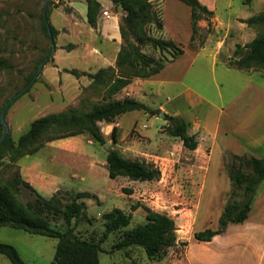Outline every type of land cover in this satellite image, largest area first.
Segmentation results:
<instances>
[{
  "label": "rangeland",
  "instance_id": "rangeland-1",
  "mask_svg": "<svg viewBox=\"0 0 264 264\" xmlns=\"http://www.w3.org/2000/svg\"><path fill=\"white\" fill-rule=\"evenodd\" d=\"M72 1L82 2L86 6L85 14L80 4L73 6ZM95 1L99 7L94 27L87 22L85 0L52 1L47 19L55 30L53 40L58 52L55 50L56 56L54 54L44 65L35 82L16 97L50 52L49 38L41 20L45 0H0V57L11 65L10 69L0 71V111L11 102L5 110L8 136L16 143L38 118L71 109L90 110L95 105L127 98L185 121L189 134L200 144L198 152L186 149L179 139L169 136L168 120L135 111L123 118L122 131L116 133V143L111 140V131L121 116L111 123H98L109 144L108 150L88 134L53 141L46 143L36 154L24 156L14 163L10 161V155L1 159L0 180H9L17 173L22 177L21 166L29 165L42 181L60 184L52 195V189L40 195L46 199L57 195L62 207L78 192L95 194L98 200H83L87 218L72 222L74 235L81 239L101 235L104 231L102 215L113 209L132 213L131 223L124 231L143 224L145 212L141 207L132 212L131 205L134 204L163 212L174 220L177 243L167 250L163 259L149 260L139 248L112 252L120 231L109 234L102 245L105 252L100 253L99 264H232L234 261L229 260L231 249L220 248L222 261L213 262V247L197 242L193 234L217 228L219 216L233 190L226 171L232 156L264 159V69L238 70L228 65L234 60L236 46L247 44L260 31L247 25L240 26L239 21L243 20L239 19L264 12V0H197L208 9L213 7L215 19L200 20L193 38L188 5L178 0H149L154 20L146 24L147 34L155 39L172 41L183 54L166 63L159 74L148 79H133L130 86L111 98L101 87L89 88L92 82L89 76L94 73L83 72L90 81L84 87L81 84L86 83V79L78 85L77 80L83 76L71 73L85 67L84 48L72 51L74 42L84 44L89 50L99 49L101 30L110 22L114 23L115 30L117 25L119 29L124 16L122 9L111 0ZM120 42L121 46V37ZM140 50L161 61H169L175 53L173 49L160 52L152 45H143ZM111 52L114 55L113 49ZM54 60L71 70H65L66 74L60 78L52 70ZM115 61L111 67H115ZM115 72L119 74L118 69ZM59 78V84L55 85ZM131 119L136 124L130 125ZM127 131L130 132L122 133ZM112 149L124 150L125 157L153 165L160 170V178L142 183L124 177L115 181L110 179L106 157ZM126 183L136 184L130 187ZM118 185L135 189L134 199L122 193ZM203 185L204 191L199 196L198 191ZM18 196L23 203L35 198V194L25 188ZM196 209L194 227L190 220ZM248 219L249 225L255 222L264 226V181L256 190ZM51 225L62 231L67 228L62 219H51ZM262 233L260 231L254 237L258 239ZM0 243L13 246L24 264H49L54 259L57 241L2 227ZM0 264L11 263L0 255Z\"/></svg>",
  "mask_w": 264,
  "mask_h": 264
},
{
  "label": "trees",
  "instance_id": "trees-1",
  "mask_svg": "<svg viewBox=\"0 0 264 264\" xmlns=\"http://www.w3.org/2000/svg\"><path fill=\"white\" fill-rule=\"evenodd\" d=\"M85 1L87 22L94 27L99 6L95 0ZM178 1L191 9L190 27L193 38L198 31L197 23L200 20L213 18L214 13L197 0ZM111 2L118 5L124 13L119 24L122 44L116 57L115 67L102 68L89 76L92 80L89 88L101 87L109 98L128 87L135 78L148 79L159 74L166 63L175 61L183 54V51L176 48L172 41L155 39L147 34L145 26L154 20L149 0H111ZM242 23L250 28H258L260 31L249 43L236 46L234 60H231L228 65L238 70L253 67L264 69V12L243 20ZM48 25L54 37L55 30L49 22ZM42 26L47 36V28L43 20ZM143 45H152L160 52L173 49L175 53L169 61H161L144 54L140 50ZM10 68V63L0 57V71ZM115 68L118 69L119 74H116ZM71 73L78 77L84 75L83 72L76 70ZM33 76L29 77L28 83ZM135 111H143L151 116L161 114L159 110L126 98L122 101L113 100L95 105L90 110L71 109L64 113L46 115L33 121L16 143L8 136L0 145V160L10 155V161L14 163L24 156L36 154L46 143L84 134H88L94 142L104 146L107 142L100 132L98 123H111L117 117ZM169 117L164 115L165 120ZM170 118L166 129L169 136L179 139L186 149L196 150L198 142L194 135L189 134L188 124L177 117ZM116 133V128H113L111 132L113 143H116ZM1 135L0 122V137ZM232 158V162L226 168L233 187L230 199L219 216L216 229L194 232L193 238L199 243L211 242L214 237L223 235L229 226L244 224L248 219L256 190L264 181V159L247 155H233ZM106 168L112 180L124 177L130 181L142 183L160 178V170L153 165L129 159L114 149L107 153ZM22 188L34 193L35 198L23 203L18 196ZM122 193L131 195L133 190L123 188ZM238 196L240 199H237ZM85 199H97V197L88 192H78L62 207L61 199L57 195L49 199L42 197L17 173L9 180H0V229L10 227L30 235L55 239L57 241L55 255L49 264H99V255L105 252L102 245L109 234L120 231L122 233L113 245L112 252L139 248L144 251L149 260H161L167 255V250L177 243L174 220L166 214L155 212L140 204L131 205V211H136L140 207L144 210L143 224L124 231L131 223L132 213L126 214L120 209H113L102 215L104 231L101 235L90 239L78 238L74 235L72 222L87 218L86 204L83 202ZM51 219H62L67 228L64 231L56 229L51 225ZM0 255L11 264H24L13 246L0 243Z\"/></svg>",
  "mask_w": 264,
  "mask_h": 264
},
{
  "label": "crops",
  "instance_id": "crops-1",
  "mask_svg": "<svg viewBox=\"0 0 264 264\" xmlns=\"http://www.w3.org/2000/svg\"><path fill=\"white\" fill-rule=\"evenodd\" d=\"M75 4L76 3L74 1H72L71 5L74 6ZM77 4H80L79 7L82 9L83 13L85 14L86 6H84V4H82V2L77 3ZM209 10L213 11V7L210 6ZM213 13H214V11H213ZM214 19H215V17H214ZM239 20H246V19H239ZM239 25L242 27H247L246 24H244L240 21H239ZM114 26H115L114 23L110 22L109 25H105V27L101 30V35H102L101 41L102 42H101V47L99 49L94 48L93 50H89V49H86L84 47V44L74 42V44H73L74 49L72 51H77L80 47H83L84 49H83V56L82 57H83V60L85 61V67L83 69H76V70H78L80 72L87 73V74H93L102 68H107V67L114 65L116 54L119 51L120 43H121L118 25H117V30H115ZM219 47H221V45ZM219 47H218V50H220ZM112 49L115 51L114 55L111 52ZM57 52H55V56H56ZM52 66H53L52 70L60 78H61L62 74H66L65 70H71V69L65 68L63 65L57 63L56 60H54ZM60 78L57 80V82L54 83L55 85L59 84ZM82 79H86V83L81 84L83 87L90 84L89 79H87L86 76H83L80 78V80L79 79L77 80L78 85H79V81H84ZM138 81H140V80H138ZM131 113H133V112H131ZM128 114H130V113H127V114L119 117L116 120L117 124H115L113 128H116L117 131H120L122 128L123 118ZM118 120H119V123H118ZM129 124L134 125V124H136V121L134 119H131ZM129 132L127 131V132H122V133L128 134ZM216 132H218L217 128H216ZM123 140H124V137L120 139V141H123ZM116 142H117V139H116ZM198 146H200L199 143H198ZM198 146H197V149L192 151V152H194V153L198 152V150H199ZM225 148L228 149V146H226ZM116 150L119 151L123 156H125L124 150H122V151L118 150V149H116ZM212 154H213V152L210 153V156H209L210 159H211ZM201 162H202V160H200V163ZM21 171H22V177H23L24 181L28 182L34 190L36 189V191L39 194H41L42 192L48 193V191L52 189L53 192H51V194H50V195H52L53 193H55L56 188L60 186V184H58V183L51 184V183H47V182L42 181L40 176H38L37 174H35L33 172L32 166H29V165L21 166ZM206 176L207 175H205L204 182L207 179ZM118 178H120V177H118ZM118 178L113 179V180L115 181ZM135 184L126 183L125 185L126 186L130 185V187H133V185H135ZM124 187L125 186H123V185L117 186V188L121 192H122V189ZM128 189H130V188H128ZM132 190H133V193L131 195H128L129 199H134L135 189H132ZM203 191H204V185L198 191L199 196H201V193ZM88 193L95 195L91 192H88ZM50 195H48V196H50ZM197 209H198V207H197ZM197 209L194 212V216H192V220H190V221H192L194 227L196 224V211H197ZM158 213L164 214L163 212H160V211ZM248 218H249V216H248ZM260 231L261 232L263 231L262 236L258 237V239L255 238L254 237L255 234L259 233ZM231 233H233V235H231ZM204 244H206L208 247H213L214 250L211 251V257L213 258V262L214 261H216V262L222 261L223 256H222V253H220L219 251H220V248L227 246V248L229 250L231 249L233 251L229 255L231 258L229 260L234 261L232 264H264V226H260L255 222H253L252 224L249 225V219H247V221L244 224H242V225H240L234 229L231 228V226H229L223 235H218V236L214 237L211 242L204 243ZM191 246H192L191 244L188 245V251H190Z\"/></svg>",
  "mask_w": 264,
  "mask_h": 264
},
{
  "label": "water",
  "instance_id": "water-1",
  "mask_svg": "<svg viewBox=\"0 0 264 264\" xmlns=\"http://www.w3.org/2000/svg\"><path fill=\"white\" fill-rule=\"evenodd\" d=\"M53 0H45L44 4H43V7H42V11H41V16H42V20L44 22V24L46 25V28H47V36L49 38V42H50V52H49V55L39 64L34 76L32 77V79L30 80V82L23 88V90H21L18 95L20 96L22 93H24L34 82L35 80L37 79V77L39 76L40 72L42 71L44 65L54 56L55 54V43H54V40H53V37H52V33H51V29L48 25V21H47V17H46V13H47V10L49 8V6L51 5ZM16 97H14L11 101H13ZM11 102H8L5 107L0 111V122H1V125H2V135L0 137V145L5 141V139L7 138L8 136V132H9V128H8V125L5 121V110L6 108L10 105ZM160 117L161 118H164V114L161 113L160 114ZM170 117H169V121H170ZM104 147L108 150L109 149V144L106 143L104 145Z\"/></svg>",
  "mask_w": 264,
  "mask_h": 264
}]
</instances>
